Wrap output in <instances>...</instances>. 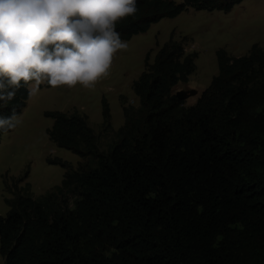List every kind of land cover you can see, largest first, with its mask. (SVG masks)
<instances>
[{
    "label": "trees",
    "instance_id": "1",
    "mask_svg": "<svg viewBox=\"0 0 264 264\" xmlns=\"http://www.w3.org/2000/svg\"><path fill=\"white\" fill-rule=\"evenodd\" d=\"M243 1L137 0L116 31L129 41L190 8L228 12ZM216 56L219 74L189 107L173 90L195 72L196 54L171 42L146 60L133 87L140 107L124 108L108 153L80 114L48 112L50 140L97 163L75 170L49 161L65 170L55 193L8 202L5 264H264V48ZM27 94L21 87L0 102V117L21 115ZM102 114L111 128L105 100Z\"/></svg>",
    "mask_w": 264,
    "mask_h": 264
},
{
    "label": "rangeland",
    "instance_id": "2",
    "mask_svg": "<svg viewBox=\"0 0 264 264\" xmlns=\"http://www.w3.org/2000/svg\"><path fill=\"white\" fill-rule=\"evenodd\" d=\"M174 1L182 3L184 0ZM171 42L182 44L186 54L197 56L196 70L189 81L180 82L173 90L174 94L182 90L197 91L196 96L185 101V106L189 107L219 74L218 50L224 49L229 56L241 57L249 54L255 44L264 48V0H245L228 12L190 8L177 18L153 24L147 33L127 41V48L114 56L108 74L91 88L79 84L71 89L42 86L44 90L28 100L19 115L23 117L20 125L3 134L0 140V216L8 215V202L19 193L34 199L55 193L64 179L65 170L49 161L59 160L75 170L96 166L93 157H80L58 148L50 140L48 130L54 121L47 113L80 114L98 138L99 150L108 153L119 140L117 132L125 123L124 108L140 107L134 83L145 71L146 62L152 64L161 47ZM104 100L110 106L111 128L104 124ZM68 198L73 202L71 194ZM0 264H5L1 255Z\"/></svg>",
    "mask_w": 264,
    "mask_h": 264
},
{
    "label": "clouds",
    "instance_id": "3",
    "mask_svg": "<svg viewBox=\"0 0 264 264\" xmlns=\"http://www.w3.org/2000/svg\"><path fill=\"white\" fill-rule=\"evenodd\" d=\"M137 11V0H0V102L21 87L29 100L42 86L91 88L127 48L116 23ZM22 118L0 117V133Z\"/></svg>",
    "mask_w": 264,
    "mask_h": 264
},
{
    "label": "water",
    "instance_id": "4",
    "mask_svg": "<svg viewBox=\"0 0 264 264\" xmlns=\"http://www.w3.org/2000/svg\"><path fill=\"white\" fill-rule=\"evenodd\" d=\"M177 97L182 100V101H186L188 98H191L193 96L197 95V91L195 90H190V91H179L177 94Z\"/></svg>",
    "mask_w": 264,
    "mask_h": 264
}]
</instances>
